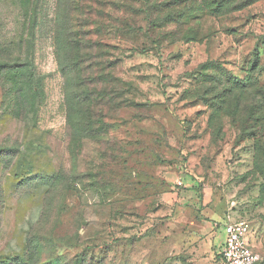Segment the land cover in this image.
Listing matches in <instances>:
<instances>
[{
	"label": "rangeland",
	"instance_id": "rangeland-1",
	"mask_svg": "<svg viewBox=\"0 0 264 264\" xmlns=\"http://www.w3.org/2000/svg\"><path fill=\"white\" fill-rule=\"evenodd\" d=\"M1 64L0 264H264V0H0Z\"/></svg>",
	"mask_w": 264,
	"mask_h": 264
},
{
	"label": "built area",
	"instance_id": "built-area-1",
	"mask_svg": "<svg viewBox=\"0 0 264 264\" xmlns=\"http://www.w3.org/2000/svg\"><path fill=\"white\" fill-rule=\"evenodd\" d=\"M225 241L221 251V264H258L261 257L251 247L250 225L230 219L223 225Z\"/></svg>",
	"mask_w": 264,
	"mask_h": 264
},
{
	"label": "crops",
	"instance_id": "crops-1",
	"mask_svg": "<svg viewBox=\"0 0 264 264\" xmlns=\"http://www.w3.org/2000/svg\"><path fill=\"white\" fill-rule=\"evenodd\" d=\"M230 219H232L231 217H227L224 219V222L221 224L220 228H217L216 232L214 230V227L213 225L212 226H205V227H201L198 232H201L202 234H204L205 236L207 235H215L216 233L218 234L217 235V243L220 244V247L222 248L223 245H224V241H225V234H224V230H223V225L229 221ZM176 220V218H175ZM251 228V227H250ZM253 231V230H251ZM254 232V231H253ZM253 234H251L250 238H249V242H250V245L252 247V249L260 255L259 251L257 250L256 246L253 244V239H252V236ZM222 251V250H221ZM261 257V256H260ZM262 260V259H261ZM261 262V261H260ZM259 262V263H260ZM258 263V264H259ZM220 264H221V253H220Z\"/></svg>",
	"mask_w": 264,
	"mask_h": 264
},
{
	"label": "trees",
	"instance_id": "trees-1",
	"mask_svg": "<svg viewBox=\"0 0 264 264\" xmlns=\"http://www.w3.org/2000/svg\"><path fill=\"white\" fill-rule=\"evenodd\" d=\"M4 67H5V64L0 65V68H4ZM235 83H237V82H235Z\"/></svg>",
	"mask_w": 264,
	"mask_h": 264
}]
</instances>
